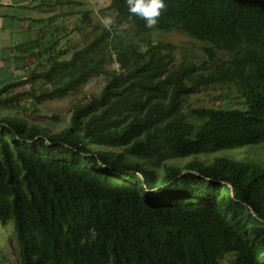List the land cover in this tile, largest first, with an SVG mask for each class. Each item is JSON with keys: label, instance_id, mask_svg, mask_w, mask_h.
I'll list each match as a JSON object with an SVG mask.
<instances>
[{"label": "trees", "instance_id": "trees-1", "mask_svg": "<svg viewBox=\"0 0 264 264\" xmlns=\"http://www.w3.org/2000/svg\"><path fill=\"white\" fill-rule=\"evenodd\" d=\"M14 2L0 0V222L19 264H264V157L228 154L264 147V0H164L152 29L126 0ZM173 32L203 56L149 40ZM99 77L60 130L35 117Z\"/></svg>", "mask_w": 264, "mask_h": 264}, {"label": "rangeland", "instance_id": "rangeland-1", "mask_svg": "<svg viewBox=\"0 0 264 264\" xmlns=\"http://www.w3.org/2000/svg\"><path fill=\"white\" fill-rule=\"evenodd\" d=\"M81 1H91L97 7L96 9L97 12L100 11L103 5L104 6L107 5V0H81ZM14 3L17 4L18 0L17 2ZM5 12L7 11L5 10ZM109 19L113 22L114 16H111ZM100 20H102L101 17H99V21ZM10 23H11L10 25L12 24L14 25V23H12V20ZM10 27L11 29H13L12 28L13 26ZM20 27H21L20 29L22 30L21 34L18 36L17 34L15 35L17 39L14 40V44L16 43V40L19 42L21 40H26L29 37V34L27 33L23 34L25 33L23 32L24 29H22V26ZM71 39L72 40L70 45H73L77 48H81L89 43L91 36L89 37V35L87 34L83 36L76 34ZM149 40L152 42H157L160 40L171 42L176 46L177 48L176 51L179 56H182V53L184 52L195 57L196 55L202 57L204 54V49H203L205 47L204 44L197 42L180 32H173L169 34L155 33L154 35H152V37H149ZM2 45L7 46L8 43L6 41L5 42L2 41L0 42V46ZM104 85H105V79L103 77L95 78L83 89L82 93L79 96L77 97L72 96L63 100L50 102L40 107V114L35 115V117L36 118L41 117L43 119V120L40 119L41 122L43 121L45 124L48 123L52 130L54 131L60 130L62 126L65 125L70 119V109H71L70 105L72 103H76L78 101H83L85 99H88L92 95L100 93ZM22 90L23 89H21V91ZM202 99L204 100L205 103H209L211 105H216V106L219 104L223 105L225 100L224 98H220L216 95L209 97L207 94H203ZM228 102L231 104L232 107L239 106V101L229 100ZM57 115L60 117V122L54 121L52 119ZM228 154L235 156L237 158L246 157L247 155H250V157L259 156L258 158H262V156L264 157V147L258 149H252V150L250 149L238 150L235 152H229ZM0 264H19L18 243H17L16 232L13 221H10L7 225H3L0 222Z\"/></svg>", "mask_w": 264, "mask_h": 264}, {"label": "clouds", "instance_id": "clouds-1", "mask_svg": "<svg viewBox=\"0 0 264 264\" xmlns=\"http://www.w3.org/2000/svg\"><path fill=\"white\" fill-rule=\"evenodd\" d=\"M127 8L132 16L146 21V27L155 28L159 17L165 10L164 0H126ZM111 20L106 18L104 23L111 24Z\"/></svg>", "mask_w": 264, "mask_h": 264}, {"label": "crops", "instance_id": "crops-1", "mask_svg": "<svg viewBox=\"0 0 264 264\" xmlns=\"http://www.w3.org/2000/svg\"><path fill=\"white\" fill-rule=\"evenodd\" d=\"M5 10L7 11V9H2L0 12H5ZM11 20L10 19H7L6 21H4L3 20V22H2V25H3V27H5V28H8V29H11V27L10 26H12V25H10L11 23ZM17 29H18V27H17ZM22 29H23V25H22ZM19 31H22V30H19ZM27 32H25V33H23V34H26ZM17 34V36L18 35H20L21 33H17V31H15V32H13V37H12V39H13V42L12 43H14V40L15 39H17V37H15V35ZM7 42L8 43V45L10 44V41H9V37L8 38H6V40H4L3 42ZM24 41V40H23ZM18 43V41L16 40V43L15 44H17ZM2 46H4V45H2ZM2 46H0V47H2Z\"/></svg>", "mask_w": 264, "mask_h": 264}]
</instances>
